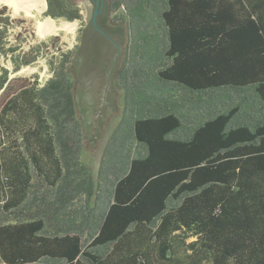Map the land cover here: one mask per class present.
Masks as SVG:
<instances>
[{"label":"trees","instance_id":"1","mask_svg":"<svg viewBox=\"0 0 264 264\" xmlns=\"http://www.w3.org/2000/svg\"><path fill=\"white\" fill-rule=\"evenodd\" d=\"M46 2L81 27L43 86L0 64V264H264V0ZM112 80L94 175L81 114Z\"/></svg>","mask_w":264,"mask_h":264},{"label":"rangeland","instance_id":"2","mask_svg":"<svg viewBox=\"0 0 264 264\" xmlns=\"http://www.w3.org/2000/svg\"><path fill=\"white\" fill-rule=\"evenodd\" d=\"M81 8L84 6L80 2ZM47 9V8H46ZM0 30L6 31L4 38L5 48L16 47L17 50L13 53L8 52L2 55L0 64L2 67H7L10 70L9 78H20L26 82L34 83L38 86L44 85L47 80L53 76V71L50 69L51 63L57 62L62 53L68 52L74 49L77 44L78 31L81 27V22H78V26L75 31V35L64 31L59 32L56 35L48 36L47 38H41L37 35L38 21L45 15H38L34 12V15H26L21 11L17 15L13 14V10L3 4H0ZM23 12V13H22ZM7 19V20H2ZM54 20V19H53ZM57 23L65 20H55ZM73 22V21H72ZM85 22V21H84ZM28 54V58L32 59L36 57L29 65H24L19 71L13 72L14 61L12 57L17 55ZM117 85V82H116ZM118 96L106 116L104 122L97 129L91 150L87 151V132L82 118L83 131L85 134V143L83 151V160L88 164L94 175L98 173L100 162L105 147L112 139L113 135L120 128L122 120V92L118 85Z\"/></svg>","mask_w":264,"mask_h":264},{"label":"water","instance_id":"3","mask_svg":"<svg viewBox=\"0 0 264 264\" xmlns=\"http://www.w3.org/2000/svg\"><path fill=\"white\" fill-rule=\"evenodd\" d=\"M77 1L79 3L81 2L84 6V8L82 9L84 21H91L94 11V5L89 0ZM96 15L97 11L93 15V21L95 25ZM95 85L97 86L94 88L92 95H89L86 98V111L81 114L88 137L86 146L87 151L91 150L95 133L104 122L118 96V88L116 85V81L114 80H112L111 83L110 81H97V83L95 82Z\"/></svg>","mask_w":264,"mask_h":264},{"label":"bare ground","instance_id":"4","mask_svg":"<svg viewBox=\"0 0 264 264\" xmlns=\"http://www.w3.org/2000/svg\"><path fill=\"white\" fill-rule=\"evenodd\" d=\"M0 4L11 8L15 15L23 11L26 15H34L32 13L36 12L38 15L42 16L47 8L46 0H0ZM77 26V21H61L60 23H57L51 17L43 16L38 22L37 35L41 38H47L48 36L56 35L61 31L74 34Z\"/></svg>","mask_w":264,"mask_h":264},{"label":"flooded vegetation","instance_id":"5","mask_svg":"<svg viewBox=\"0 0 264 264\" xmlns=\"http://www.w3.org/2000/svg\"><path fill=\"white\" fill-rule=\"evenodd\" d=\"M89 1H91V3L94 5V11H93V14H92V19L91 20H93V15H94V13L97 11V15H98V13H99V9H98V7H99V4H104V0H89ZM96 4V5H95ZM97 15H96V18H97ZM39 22V21H38ZM90 22V21H89ZM87 88H88V90H89V92H88V94L90 93V94H92L93 92H92V90H91V86L88 84V86H87Z\"/></svg>","mask_w":264,"mask_h":264},{"label":"built area","instance_id":"6","mask_svg":"<svg viewBox=\"0 0 264 264\" xmlns=\"http://www.w3.org/2000/svg\"><path fill=\"white\" fill-rule=\"evenodd\" d=\"M3 68H7V67H3ZM7 69H9V68H7ZM41 86H43V85H41Z\"/></svg>","mask_w":264,"mask_h":264}]
</instances>
